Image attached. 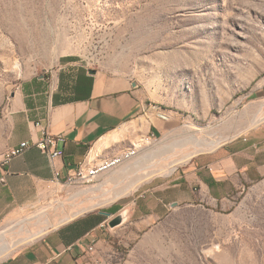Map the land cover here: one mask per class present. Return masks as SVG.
I'll return each instance as SVG.
<instances>
[{
	"label": "rangeland",
	"instance_id": "1",
	"mask_svg": "<svg viewBox=\"0 0 264 264\" xmlns=\"http://www.w3.org/2000/svg\"><path fill=\"white\" fill-rule=\"evenodd\" d=\"M69 66L129 77L168 120L149 133L140 167L91 185L41 187L1 237L9 243L97 210L125 218L98 264H264V178L217 203L172 204L159 192L264 123V0H0V149L12 96Z\"/></svg>",
	"mask_w": 264,
	"mask_h": 264
},
{
	"label": "crops",
	"instance_id": "2",
	"mask_svg": "<svg viewBox=\"0 0 264 264\" xmlns=\"http://www.w3.org/2000/svg\"><path fill=\"white\" fill-rule=\"evenodd\" d=\"M91 71L80 66L62 68L51 82L42 77L25 82L10 99V130L0 155L21 142L40 140L42 128L63 134L66 141L59 146L64 150L62 158L51 159L32 148L0 174V226L28 209L41 187L62 184L80 163L98 164L127 149L129 142L164 128L157 111L148 104L147 94L129 77ZM259 93L264 97V80ZM263 178L261 123L224 149L196 160L159 192L172 204L217 203ZM163 200L159 202L163 204ZM102 212L87 211L46 230L0 264H98L110 246V236L118 230L109 226L113 216Z\"/></svg>",
	"mask_w": 264,
	"mask_h": 264
},
{
	"label": "built area",
	"instance_id": "3",
	"mask_svg": "<svg viewBox=\"0 0 264 264\" xmlns=\"http://www.w3.org/2000/svg\"><path fill=\"white\" fill-rule=\"evenodd\" d=\"M158 117L162 120H168V117L165 113L159 112ZM39 125V124H37ZM43 136L40 140L36 142L24 141L18 144L17 146L10 147L6 149L3 154L0 155V174L5 172L6 168L10 163L17 157L23 155L26 151L32 148H37L42 152L49 155L51 159L62 158L64 156V150L59 148L60 145L65 144V136L63 134H51L47 131L46 128H42ZM155 140V133L149 134L147 140H142V147L138 148L134 153H127V158L120 159L119 163L112 165L107 168H97L89 169V162L84 161L79 164L77 169L67 175L62 184L72 185V184H82V185H91L93 184L100 176L109 173L123 166L125 163L133 161L140 151L146 146L149 145L152 141ZM57 178L59 179L60 174L56 173ZM58 181V180H57ZM93 250V247L89 248Z\"/></svg>",
	"mask_w": 264,
	"mask_h": 264
},
{
	"label": "bare ground",
	"instance_id": "4",
	"mask_svg": "<svg viewBox=\"0 0 264 264\" xmlns=\"http://www.w3.org/2000/svg\"><path fill=\"white\" fill-rule=\"evenodd\" d=\"M258 120L262 121L264 120V116H262L261 118H259ZM257 121V119L255 120ZM193 136V135H192ZM185 141V140H184ZM197 141V140H196ZM199 142H201L203 144V142L201 140H198ZM219 142V141H217ZM198 143V142H197ZM211 143V142H210ZM216 143V142H213V144ZM199 144V143H198ZM212 144V143H211ZM210 146H214V145H211ZM217 144V143H216ZM215 144V145H216ZM196 145L197 147V144H194ZM218 145V144H217ZM199 146V145H198ZM205 146H209L208 145H205ZM200 147L202 148V146L200 145ZM193 148V147H192ZM205 148V147H204ZM209 148V147H208ZM194 151H195V148H193ZM199 149V148H198ZM137 151V148H129V149H126L125 151H123L121 154L113 157V158H109V159H106V160H103L102 162L98 163V164H95V165H92L90 166L89 165V169H97V168H107V167H110L112 165H116V163H119V160L120 159H125L127 158V153H134ZM198 151V150H197ZM196 151V152H197ZM188 154V153H187ZM190 156V155H189ZM150 156H148L147 153H144L142 156H140L138 159L134 160L133 162H128V163H125L119 170V174H123L125 172H128L130 170H133L134 168H137V167H140L146 160H148ZM181 158V157H180ZM182 159V158H181ZM187 161V160H186ZM182 162V161H181ZM176 165V164H175ZM136 171V169H135ZM112 172V171H111ZM131 187V186H130ZM131 193V192H130ZM126 194V193H125ZM118 196V195H116ZM121 196V195H119ZM76 215V214H75ZM74 215V216H75ZM69 218H66L64 219L67 220ZM49 222V221H48ZM49 227V226H47ZM48 229V228H47ZM46 228H42L40 230H38L37 232H32L31 234H26L25 237H19L17 240H13L12 242H6V240H4V237H1L0 235V240H2V244L0 245V260L1 258L3 259V257L9 255V253H11L15 248H17L19 245L23 244V243H27L35 238H37L38 236H40L42 233H44L46 230Z\"/></svg>",
	"mask_w": 264,
	"mask_h": 264
},
{
	"label": "water",
	"instance_id": "5",
	"mask_svg": "<svg viewBox=\"0 0 264 264\" xmlns=\"http://www.w3.org/2000/svg\"><path fill=\"white\" fill-rule=\"evenodd\" d=\"M95 72H96V71H94V70L91 71L92 74H94ZM102 214H104V215H106V216H108V217L111 216V214L108 213V212H102ZM124 221H125L124 214H121V215H118V216L112 218V219L109 221V226H110L111 228H116V227H118V226H121V225L124 223Z\"/></svg>",
	"mask_w": 264,
	"mask_h": 264
}]
</instances>
